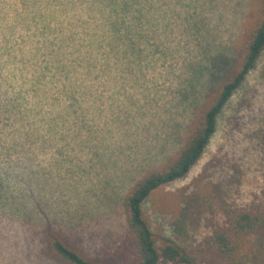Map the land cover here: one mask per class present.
I'll list each match as a JSON object with an SVG mask.
<instances>
[{
    "label": "rangeland",
    "instance_id": "rangeland-1",
    "mask_svg": "<svg viewBox=\"0 0 264 264\" xmlns=\"http://www.w3.org/2000/svg\"><path fill=\"white\" fill-rule=\"evenodd\" d=\"M127 2L119 31L107 25L103 38L87 0H0V264H59L38 256L48 228L112 264L127 245L124 194L175 153L195 110L234 73L259 8ZM204 188L239 206L264 190V50L199 161L143 204L153 233L171 236Z\"/></svg>",
    "mask_w": 264,
    "mask_h": 264
},
{
    "label": "trees",
    "instance_id": "trees-1",
    "mask_svg": "<svg viewBox=\"0 0 264 264\" xmlns=\"http://www.w3.org/2000/svg\"><path fill=\"white\" fill-rule=\"evenodd\" d=\"M87 1L88 9L102 14L103 38L107 25L119 31L130 5L127 0ZM107 8L111 9V15L106 13ZM263 50L264 0H259L258 13L247 26L239 47L234 73L212 89L204 105L195 110L188 132L175 153L162 165L145 171L124 194L122 210L127 245L122 254L112 258L115 260L112 264H264V190L249 204L239 206L220 199L215 189H195L190 199H186V208L181 210L182 218L171 225L172 233L168 237L153 233L143 211V204L156 189L184 178L199 161L216 130L218 116ZM87 65H90L88 61ZM189 224L191 237L186 232ZM198 227L204 234H197ZM44 242L38 256L46 255L56 263L108 264L87 255L55 229H46Z\"/></svg>",
    "mask_w": 264,
    "mask_h": 264
}]
</instances>
